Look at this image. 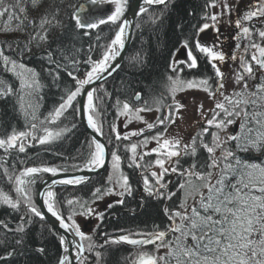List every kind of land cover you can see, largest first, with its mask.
<instances>
[{"label": "snow or ice", "instance_id": "snow-or-ice-1", "mask_svg": "<svg viewBox=\"0 0 264 264\" xmlns=\"http://www.w3.org/2000/svg\"><path fill=\"white\" fill-rule=\"evenodd\" d=\"M29 0H0V30L4 32H25L27 26H31L29 40L20 49L18 55L22 58L26 53H31V45L39 48L41 45L49 43V32L52 28H63L58 20L59 10L45 12L38 22L29 18L25 5ZM41 0H31V5L36 7ZM240 0H237V7ZM167 0H142V4L137 5L138 14L148 11L147 6L166 5ZM105 4L114 5V10L108 14H102V6ZM129 0H87L86 4L74 5L71 19L74 21V32L71 39L74 41L79 35H90L92 30L98 29L101 25L111 24L116 26L114 36L110 42L104 46L102 56L98 60H92L89 55L83 63L89 65L83 78H79L78 65L81 63L74 55L69 56L65 51H61V57L65 61L63 65L53 58V53L47 51V61L54 64L57 71L46 69L52 79V86L59 88L61 80L60 71H64L75 82L73 88H65L60 96V102L55 106L48 116L41 120L38 110L44 97L41 95L45 85L42 83L40 73L34 68L28 67L23 62L13 59L5 54L0 48V65L6 72H10L18 81V87H13L6 80L0 79V100H7L13 97L19 114L26 121L25 128L28 130L11 129L5 136L0 137V149L8 152L11 149H18L20 153L26 151L25 141L29 139L38 141L45 145L61 139L71 129L67 126L52 129L49 125H57L58 121L64 117L65 113L72 109L79 112L81 109L74 107V102L80 96H86V104L82 106L83 113L87 117V126L97 135H102V125L98 120L97 106L94 104L95 88H86L95 84L109 73L113 67L112 62L120 55L125 47V33L128 28V21L122 19L128 8ZM217 7L216 0L207 5ZM234 8L230 7L225 0L223 12L218 14H206L202 17L205 21L194 26L193 36L195 50L202 54L203 58L210 64L213 72L216 87L213 89L209 83L210 78L199 80H183L180 73L183 71L180 64H186L188 69L198 67L197 56L194 55L189 39H184L182 48L187 53L186 61H175L170 64V69L175 76H169V93L172 96L173 104L168 106L167 114L157 117L156 123H148L140 115L142 112L152 111L153 109L145 106L133 107L127 101L116 100L118 115L124 116L131 122L132 119L146 123L149 130L157 125H164L167 132L168 125L174 124L177 114L186 106L175 100L177 92L188 89H198L207 93L209 99L215 101L214 107L208 109L210 117L203 110V103L198 105L197 111L204 119L205 126L194 135L189 143H183L177 137L164 138L157 133L151 139L156 141L157 147L150 152L138 154V148L146 147L149 139L145 138L140 144L131 143L127 148L131 152V165L136 168H143L145 171L155 167L159 171L151 170L148 175H143V191L149 198L156 200L171 201L176 195L175 191L169 190V182L165 177L169 173L177 174L182 178L179 190L182 193L177 207L165 206L164 215L170 224L167 229L156 230L148 233H133L120 235L117 238L106 241L108 244L124 243L136 247V258L132 264H264V162L248 161L236 155L231 148L225 145L235 142L238 152H264V79L260 83L249 86V80L255 79V70L264 73V46L251 40L253 27L248 26L256 21L264 25V0H255V3L246 6L245 10L239 14L234 22L237 34L233 39L240 41L247 39L250 41L244 46V52L249 48L255 51L248 60L244 56L239 57V70L236 71L234 84L238 88L233 89L231 94H226L225 73L218 66L224 64L227 59L236 61L237 55L227 56L222 50V40L219 35L218 24L221 22V15H230ZM15 21V24L13 22ZM27 22V24H26ZM228 26L233 22L229 19ZM212 28L216 37L212 44H202L198 39L201 33ZM258 36L264 40V30H258ZM99 39V36H97ZM226 39V38H225ZM71 47L75 50V45ZM240 47L239 44L236 45ZM91 51V48L89 49ZM110 74V73H109ZM107 95V93H106ZM220 97V99H216ZM136 101L141 100L139 92L134 93ZM161 101H156L160 105ZM157 112L161 110L159 106L155 108ZM240 120L239 133H227L229 126ZM167 122V123H166ZM75 127V125H72ZM215 129L210 133L211 140L206 141L209 130ZM112 132L116 133L115 139L129 140L130 137L142 135V132L133 131L121 136L117 133L115 126ZM40 131L43 134L37 135ZM226 135L222 138L221 133ZM105 144L98 142L95 138L90 142L89 157L83 168L77 170L95 171L104 166L105 163ZM203 149L207 156L203 161L197 159L199 151ZM220 152L217 156L216 153ZM155 154L154 162H149L146 166L139 161H143L144 156ZM191 158V163L187 168L183 167L181 160ZM113 176H109L108 181L112 187L102 189L97 187L92 193L95 200L102 199L105 195H118L121 197L118 204H124V197L131 196L133 192L129 178L120 170L121 157L116 151L111 152ZM167 165V166H166ZM40 173H50L52 177L59 174L57 167H28L19 175L8 176L10 182L15 184V192L18 198L13 199L8 194L0 191V205H5L14 211H19L21 205L27 210L25 216H21V223L15 229H9L19 235L15 240L17 246H22L25 241L27 227L33 222V217L45 220V214L37 207L31 195L29 185L35 183V175ZM7 175V169H5ZM33 178V179H29ZM234 178V179H233ZM84 176H77L71 179H53L52 185H80L85 182ZM118 189V191H117ZM43 200V206L47 213L58 222L59 228L65 233H70L79 238L78 241L70 240L66 235H59V244L63 249V255L58 260V264H72L69 256L70 246L75 247L78 264H83L81 257L85 250L93 251L98 245L92 242V237L86 235L76 223V215L93 216L103 219V213H95V209L88 206L87 202L81 204L83 209L80 212L73 210L66 219L57 207L56 193L51 190L39 193ZM191 201V203H190ZM68 206L79 204L73 199L66 201ZM143 206V204L141 205ZM112 207V205H109ZM7 228V225H4ZM51 231V229H50ZM55 235V233H52ZM171 235V239H169ZM142 237V238H136ZM84 241H88L85 249ZM191 241V243H189ZM146 245H154L155 251H144ZM104 245H99L103 247ZM160 249H167L163 255H157ZM40 254L45 252L44 247L35 249ZM14 255V251L8 252L7 256H0V260H5ZM96 264H100L101 253H95Z\"/></svg>", "mask_w": 264, "mask_h": 264}, {"label": "trees", "instance_id": "trees-1", "mask_svg": "<svg viewBox=\"0 0 264 264\" xmlns=\"http://www.w3.org/2000/svg\"><path fill=\"white\" fill-rule=\"evenodd\" d=\"M133 1L129 0L128 7ZM210 2L212 0H168L166 5L149 8L147 12L138 15L123 64L112 78L95 87L94 104L97 106V118L102 125V136L107 142L109 150H111L109 131L115 123L116 111H118L117 99L122 102L127 101L133 107L145 106V102H147L146 106L153 110L159 106L160 112L169 106L168 77L175 76V73H172L170 69L171 58L186 38L189 39L192 50L195 51L194 26L203 23L202 17L205 16L207 5ZM79 4H87V0H41L36 7H33L31 0H29L25 7L31 20L38 22L45 12L58 9L57 18L63 28H52L49 32V43L37 48L34 42L31 45V53H26L22 58L18 53L29 40V32L32 31L31 26H27L25 32L0 30V48L5 54L40 73L41 81L45 85L41 92L44 99L41 101L38 110V116L41 120L59 104L63 90L73 88L75 84L67 73L61 70L60 87L52 86V79L46 69L53 71H57V69L54 64L48 63L45 49L51 51L53 58L58 60L61 65L65 61L61 57L60 50L65 51L69 56L74 55L81 61L78 65L79 72L76 75L83 78L85 71L89 69V65L83 61L89 55L92 60L100 59L104 46L110 42L116 30L114 25H101L98 29L92 30L90 35L81 34L73 41L71 37L74 32V21L71 19V14L74 11L73 6ZM72 44L78 51L71 47ZM90 48L91 51H89ZM181 69L183 71L180 73V77L183 80L210 78L209 83H213L215 80L212 68L206 63L203 65L199 62L196 69L184 67ZM0 79L6 80L13 87H18L16 78L10 72H6L2 65H0ZM255 79L256 83H260L263 78L258 76ZM136 92L141 94L140 101L133 98ZM158 100L161 101L160 105L156 104ZM77 101L74 102L76 108ZM240 122L238 120L237 134L239 133ZM25 124L26 121L19 114L13 97L0 100V137L5 136L13 127L17 130H28L25 128ZM65 126L71 130L61 139L45 145L33 141L30 145H25L26 151L24 153H20L18 150L5 152L0 149V191L14 196L16 193L15 184L9 181L8 176L15 177L28 167H57L60 172H76L78 171L76 166L83 168L89 157L92 140L82 128L77 112L72 109L65 113L57 125H49L52 129ZM36 134L39 136L43 133L37 131ZM205 140H211L210 134L205 137ZM225 147L231 148L236 152V155L250 162H264V152H238L235 142H231ZM205 157L206 154L201 149L197 159L203 161ZM185 160L186 158H183L181 164H187ZM5 169H7V175ZM48 174H36L33 188L36 189L39 182ZM130 174L129 179L137 182V178H134L135 174L131 172ZM106 186L105 174H101L80 187L57 188L53 190L56 193L57 207L65 217L68 214L66 210L71 207L66 203L68 199L80 200L83 203L88 202L93 197L92 193L97 187L104 189ZM132 186L134 185L132 184ZM174 186L176 187L175 183L172 188ZM174 191L177 190L174 189ZM178 198L179 192L177 191L176 195L169 201V207L175 204ZM163 205V200L153 202L146 197L143 206H140L134 193L130 197H124L123 205L118 204L112 207L104 215L102 223L105 231L103 232L109 237L129 230L132 233L139 231L148 233L156 230L157 226L160 230H165L168 219L163 213ZM26 211L23 205L19 211L0 205V256H7L8 252L14 251L13 256L0 260V264H56L61 253L59 234L45 221H41L37 217H33L32 224L27 227L24 244L22 246L15 244L19 235L9 229H15L21 223V216H25L27 219ZM107 218H109V222H107ZM4 225H7V228ZM38 247H44L45 252L43 254L37 252L35 249ZM98 252L101 253L100 264H129L135 257L133 249L126 248L121 244L105 245Z\"/></svg>", "mask_w": 264, "mask_h": 264}, {"label": "rangeland", "instance_id": "rangeland-1", "mask_svg": "<svg viewBox=\"0 0 264 264\" xmlns=\"http://www.w3.org/2000/svg\"><path fill=\"white\" fill-rule=\"evenodd\" d=\"M224 2H225V0H216L217 7H215V8L207 7V11H206L205 15L206 14L222 13ZM211 3L212 2H210L209 4H211ZM227 3L230 7L234 8V11L230 15H221V22L218 24V27L220 29L219 35L221 37V40L223 41L222 45H221V50L225 54H227V56H231L233 54L237 55L238 59L236 61H232L230 59H227L224 64H219V62H217V63H218V66L221 68V70L225 73V75L227 77L226 94H231L233 89L238 88V86L234 84V77H235L236 71L239 70V64H240L239 57L244 56L246 59L250 60L252 52L255 51L254 49L249 48V51L247 53L244 52V46L248 45L250 43L249 40L241 39L240 41H236L233 39V35L238 33V30L235 29V27H234V22L238 18L239 14L245 10L246 6H250V5L254 4L255 0H240L238 7L236 6L237 0H227ZM87 6L89 8L92 7L90 5H87ZM155 7H160V6H155ZM128 9H129V7L126 10L125 15H126ZM112 10H114V5L105 4L102 6V14H108ZM229 19L233 22L232 26H228V24H227V21ZM204 22H208L210 24L212 23L210 20L205 21L203 19V23ZM252 25H254V27H253V36L251 37V40L257 44H260L261 46L264 45V40H261L257 34L258 30H264V25H262L256 21H253L248 26H252ZM216 35L217 34L214 33L213 29L209 28L208 30H206L205 33H201L199 35L198 39L200 40V42L202 44H206V45L210 46L212 44V42L214 41ZM237 44L240 45L239 48L236 47ZM193 53H194V55L197 56L198 64H199V62H201V64H203V65L205 63L208 66L210 65L206 61V59L203 58L202 54L198 53L196 50L195 51L193 50ZM173 60H175V61H186L187 60V53L182 48V45L178 48V50L172 56L171 63L173 62ZM204 60H205V62H204ZM179 67L180 68L184 67V68L188 69L186 67V64H180ZM254 71H255V78H257L259 76V77H262L264 79V73H262L261 71L255 70V67H254ZM189 80H199V79H189ZM103 83L99 84L98 86L102 85ZM210 84L212 85L213 89H215V87H216L215 80L213 81V83H210ZM254 84H257L256 79H250L249 80V86L251 87ZM168 89H169V85H168ZM169 96H170L169 104L172 105L173 100H172V96L170 95V93H169ZM216 99H220V97H217ZM175 100L186 106L185 108H182L180 110V112L177 114V118H176L175 123L168 125L167 132L164 131V127H165L164 125H157L155 128L151 129L152 133L148 137L143 136L144 132H146L145 130H149L147 128L146 123H142V122L135 120V119H132L131 122H129L126 117L119 116L118 111H116V119H115V123L113 126H115L117 133H119L121 136L127 135L133 131L142 132L143 134L130 137L129 140L117 141L115 139L116 133L112 132V130H111L112 128H110V131H109L110 135L108 134L109 138H110L109 144H110V149H111L110 150L109 164H108L107 170L104 173H102V174H105V181L107 182V186L104 189H106L108 187H112V185L109 184V181H108V178L110 175L113 176V179H115V175L113 174V168H112L111 152L116 151L117 154L121 157L120 170L123 173V175H125L129 178V176H131L130 172L135 174L134 178H137V182L131 181L129 179L130 184L131 185L133 184L135 187H137V188H135L134 186H132V188H133L132 194L134 193L135 198L139 202L140 206L142 204H144L145 198L142 196V194H140V193H142L141 191H143L142 174L148 175L149 171H151V170L159 171V169L153 167V168L149 169L148 171H145L143 168H136L134 165L130 166L131 165V152L128 151L127 148L130 146L131 143L140 144L141 141H143L145 138H148L149 143L147 144L146 147H144V146L139 147L138 148V154H143L144 152H150L152 149L157 147L156 141L151 139L157 133H160L161 135H163L164 138L177 137V138L181 139L182 144L183 143H189L191 138L194 135H196L205 126L204 119L202 118L200 113L197 111L198 105L202 102L204 112L210 117L211 114L208 112V109L213 108L214 103H215L214 100L209 99L207 93H205L201 90H198V89H188V90H185L183 92H177L176 96H175ZM165 109H164L165 112L162 111L163 115L167 114L168 106ZM156 113H157V111L152 110V111L142 112V113H140V115L143 116L144 120L147 121L148 123H156V119H157ZM237 127H238V120L236 121L235 124L229 126V128L227 129V133H229V134L230 133H236ZM212 131H215V129H210L209 134ZM225 135H226L225 133H223V132L221 133L222 138ZM210 139H211V135H210ZM31 142H33V141L29 139L28 141H25V145H30ZM2 150H4V149H2ZM15 150H18V149H11L8 152L15 151ZM203 152L207 156V153L204 150H203ZM216 155L219 156L220 152L218 151L216 153ZM155 159H156L155 154H152V155L144 156L143 161H139V162L142 165L146 166L149 162H154ZM29 179H31V178H29ZM165 180L169 182V185H168L169 189H170V186L175 183L176 190L179 192V198H178L177 202L171 206L172 208H175L178 206L180 199H181V196H182V193L179 190V184L182 182V178L177 174L169 173V175L165 177ZM33 186H34V184H31L28 187L30 189L31 195H32L33 200L35 202L36 189H34ZM117 191H118V189H117ZM172 191H174V189ZM11 197L14 200L17 199L18 198L17 193H14V196L12 195ZM125 197H130V196L126 195ZM119 199H121V197H119L118 195H105V196H103L102 199L95 200V202L93 203L94 197H92L90 199V201L87 202V204H88V206L95 209V213H103V217H104V215L112 207L118 205L117 201ZM78 201L80 202L79 204H74L68 210H66V212L68 213L65 216L66 220H67V217L71 214V212L73 210H75L76 212H80L83 210L80 205L84 204V203L81 202L80 200H78ZM190 203H191V201H190ZM169 204H170L169 201H165V206L166 205L169 206ZM109 205H112V207H109ZM74 219H75L76 223L80 226L81 230L86 235L91 236L92 242H94L96 244L97 241L95 240V237L99 234L97 231L99 229L100 230L104 229V226L102 223L103 219L102 220L97 219L95 214L93 216L76 215L74 217ZM166 222H167V220H166ZM169 224H170V222L168 220L166 229L168 228ZM125 233L130 235V234L137 233V232L132 233V231L129 230ZM136 238H140V237H136ZM168 238H171V235H169ZM108 240H110V239H108ZM83 243H84L85 249H87V245L89 242L84 241ZM133 250H134V256H135L133 259H135L137 249H133ZM143 250L149 251V252H154L155 246L150 245L148 247H144ZM93 251H94V253H93ZM93 251L90 252V251L86 250V254L89 252L90 255L93 254L92 256L94 258L87 259L84 256L83 258H81L83 260V264H96L97 257L95 255V253L98 251L96 248ZM166 251H167V249H160V251L156 254L157 255H163ZM129 264H132V262L131 263L129 262Z\"/></svg>", "mask_w": 264, "mask_h": 264}, {"label": "water", "instance_id": "water-1", "mask_svg": "<svg viewBox=\"0 0 264 264\" xmlns=\"http://www.w3.org/2000/svg\"><path fill=\"white\" fill-rule=\"evenodd\" d=\"M140 4H142V0H134L131 3V5L129 6L128 11H127L126 15L123 18V19H126L128 21V28H127L126 33H125V47L120 52V55L116 58V60L112 62L113 67L109 69V73L110 74L109 73H105L104 77L101 80L97 81L93 85L88 86L85 91H87L90 88H95L99 84L107 81L109 78L113 77L114 74L120 69V67L123 64V61L125 59V55H126V53L128 51V48L130 46V42H131V39H132V34H133V30H134L135 21H136V18L138 17V15H139L138 14L137 5H140ZM155 6H161V5H152V6L145 5V7H147V8H151V7H155ZM262 46H264V45H262ZM84 104H86V96L82 95V96L78 97V101H77V108L81 109L79 112H77L78 120H79L82 128L90 136L91 140L93 138H95L98 142H101V143L105 144L106 148H105V163H104V166L99 168V169H97V170H95V171L79 170L77 172H59V174L56 177H52L51 175H49V176L43 178L40 181V183L37 186L36 196H35V203H36L37 207L42 211V213L45 214V220L44 221L50 227H52L57 232H59L60 235H66V236H68V238L70 240L74 239L76 241H78L79 238L74 237L70 233H65L63 229L59 228L58 222L55 221V219L53 217H51L50 214L47 213V210L43 206V200H42L41 196L39 195V193L48 191L50 185H51V190H54V189H57V188H61V187H69V188L80 187V186L84 185L85 183L89 182L95 176L101 175L102 173H104L107 170L108 164H109V158H110L109 147H108V145H107V143H106V141H105V139L103 138L102 135H97L95 132L92 131V129H90L87 126V117H86V114H84L83 110H82V106ZM77 176H84L86 178L85 182L80 184V185H63V184L52 185V183H51L53 179H71V178H74V177H77ZM121 244L127 246L128 248H136L134 246L127 245V244H124V243H121ZM67 255L69 256V259L71 260L72 264H77L78 263L77 259H76L77 253H76L75 247L70 246V251H69V253ZM83 255H84V253H83ZM62 256L63 255H61V257Z\"/></svg>", "mask_w": 264, "mask_h": 264}, {"label": "bare ground", "instance_id": "bare-ground-1", "mask_svg": "<svg viewBox=\"0 0 264 264\" xmlns=\"http://www.w3.org/2000/svg\"><path fill=\"white\" fill-rule=\"evenodd\" d=\"M176 192H177V191H176ZM148 199L151 200V201H153V202H158V200H156L155 198L153 199V198H149V197H148ZM163 202H164V205H165V200H163ZM106 220H107V222H109V218H107ZM54 230H55V229H54ZM104 231H105V230H104ZM138 231H139V230H138ZM142 232H143V231H139V232H137V233H142ZM143 233H146V231H144ZM58 234H59V232H58ZM103 234H105V233H104V232H103V233L100 232V233L95 237V240L97 241V242H96V245H98V246L96 247L97 251L100 250V248H104L105 245H112V244H108V243H106V241H108V239H114V238H116L115 235H110L109 237H107L106 235L104 236ZM59 235H60V234H59ZM141 238H142V237H141ZM99 245H104V246H103V247H99ZM124 247L128 248V247L125 246V245H124ZM60 248H61V253H60L59 258L61 257V255H64V253H63V249H62L61 246H60ZM129 249H131V248H129ZM93 253H94V251H93ZM92 255H93V254L90 255L89 252L86 254V251H85L83 257L85 256L87 259H92V258H94ZM83 257H82V258H83ZM58 260H59V259H58ZM56 264H58V261H57ZM77 264H78V263H77Z\"/></svg>", "mask_w": 264, "mask_h": 264}, {"label": "flooded vegetation", "instance_id": "flooded-vegetation-1", "mask_svg": "<svg viewBox=\"0 0 264 264\" xmlns=\"http://www.w3.org/2000/svg\"><path fill=\"white\" fill-rule=\"evenodd\" d=\"M170 105V104H169ZM166 110V109H165ZM164 111V110H163ZM165 112V111H164ZM160 116H163V113L162 112H160L159 111V113L157 112L156 113V117H160ZM146 132H144V134H143V136L144 137H148L152 132H151V130H145ZM156 132V131H155ZM148 133H150V134H148ZM149 157V156H148ZM185 162L187 163V164H185V165H183V167H185V168H187L188 167V165L191 163V158L190 157H187L186 158V160H185ZM172 186H173V184L170 186V189L169 190H173V189H176V187L174 186V188H172ZM172 188V189H171ZM142 193H140V194H142V196L144 197V198H146L147 196H146V194L144 193V191H141ZM154 199V198H153ZM165 206V205H164ZM100 230V229H99ZM97 231L98 233H100V232H103V230H105V228L104 229H102V230H100V231ZM127 233H125V232H122V233H118V236H120V235H126ZM105 235V234H104Z\"/></svg>", "mask_w": 264, "mask_h": 264}]
</instances>
